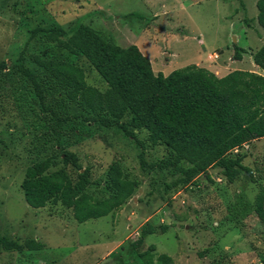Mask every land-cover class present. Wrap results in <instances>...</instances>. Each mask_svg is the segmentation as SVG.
Listing matches in <instances>:
<instances>
[{
  "label": "rangeland",
  "instance_id": "1",
  "mask_svg": "<svg viewBox=\"0 0 264 264\" xmlns=\"http://www.w3.org/2000/svg\"><path fill=\"white\" fill-rule=\"evenodd\" d=\"M178 1L0 0V236L23 247L8 249L0 242V264H144L138 251L151 243L157 247L155 258L166 252L178 264H264V222L254 210L264 184V137L233 151L246 154L243 162L252 175L243 169L229 181L214 166L193 183L173 184L180 174L172 167L142 166V146L122 129L77 116L81 108L65 97L64 89L42 77L44 68L35 60L36 55L65 54L85 68L88 83L105 89L107 82L85 55L31 35L33 27L52 24L63 25L69 34L78 22L121 45L135 43L153 65L165 59L178 64L175 68L192 62L204 65L214 51L220 53L219 60H227L233 43L248 52L262 44L257 0H243L244 6L241 0H187L190 15L183 14L176 25L181 12L162 5ZM148 4L156 20L149 16ZM19 63L42 80L43 101ZM129 118L127 112L121 121ZM137 133L149 163L171 156L166 144L146 139L145 129ZM44 159L52 162L49 171L64 168L73 178L87 168L92 183L86 190L96 198L111 194L108 172L116 163L137 186L113 212L77 221L72 208L59 201L39 207L26 202L21 184L26 168ZM147 220L169 226L149 233L134 247L131 241ZM28 238L40 241L41 247H31Z\"/></svg>",
  "mask_w": 264,
  "mask_h": 264
},
{
  "label": "trees",
  "instance_id": "2",
  "mask_svg": "<svg viewBox=\"0 0 264 264\" xmlns=\"http://www.w3.org/2000/svg\"><path fill=\"white\" fill-rule=\"evenodd\" d=\"M241 4L245 3L241 0ZM256 21L264 29V0H257ZM245 20L248 19L245 17ZM252 19H249L251 23ZM39 34L73 53H81L107 82L105 89L87 82L85 68L65 54L35 60L44 68L46 79L64 89L65 97L74 100L81 111L76 113L86 121H97L105 127H119L142 146V166L172 167L180 175L173 184L193 183L195 177L219 166L229 181L252 169L243 162L245 153L234 149L253 139L264 137V74L236 68L224 75L196 62L174 68L169 73L155 71L149 56L135 44L121 45L111 41L96 28L84 22L75 24L68 34L61 24L37 26L31 35ZM234 44L233 58H242L246 49ZM254 61L264 68V41L253 53ZM19 68L33 81L40 100L44 99L42 80L37 73L19 63ZM129 112L128 121L121 117ZM145 129L150 143H163L171 149V156L149 163L145 157L144 140L137 131ZM67 151L65 159H67ZM187 161L189 164H183ZM73 162L82 168L80 163ZM50 159L34 161L28 165L22 180L24 198L34 207L47 202H61L71 207L77 221L107 215L129 197L137 182L124 174L118 163L108 172L109 196L96 198L86 190L92 179L88 169L73 178L64 168L49 171ZM254 210L264 222V184L254 201ZM169 223L145 221L138 236L131 241L134 247L144 243L146 235L165 231ZM3 247L22 250V243L0 236ZM31 247L42 243L28 238ZM151 243L139 256L144 264H178L166 252L157 254Z\"/></svg>",
  "mask_w": 264,
  "mask_h": 264
},
{
  "label": "crops",
  "instance_id": "3",
  "mask_svg": "<svg viewBox=\"0 0 264 264\" xmlns=\"http://www.w3.org/2000/svg\"><path fill=\"white\" fill-rule=\"evenodd\" d=\"M174 3H175V1H174ZM174 3H164L162 5V8L165 9V10H167L168 8H173L174 9L173 10V13L176 12V10L179 11V12H181V16L177 19V21L175 23H173V24L178 25V22L179 21L180 22L182 21L183 14L190 15L189 13H186L187 12L186 9H187V5H188V1L187 0H179L178 3H176V4H174ZM150 4H148V6H146V7H148V10H149V13L148 14H149V16H152L154 18V20H156L157 19V15H155L156 13H154V15H152L153 13H150V12H152L151 11L152 9L150 10V6H151ZM174 6H176L177 9L174 8ZM159 7H161V6H159ZM99 8H102V7L99 6ZM108 14H110V13H108ZM154 26L156 28V25H154ZM98 31L100 32V30H98ZM261 35H262V38H261L262 42L261 43L263 44L264 35L263 34H261ZM244 48L247 49L246 47H244ZM233 49L230 46L228 47V51H229V53L231 55L229 56V59H227V60H219L220 53L217 52V51H214V53H216L215 55H214L213 52H210L208 54V57H207L208 58V61H206V62L203 61L202 64L206 65L209 69H212L213 71H215L220 76L221 75H224V74L228 73L229 71H231L233 69H236V68L250 69V70H254V71H257V72H260V73H263L264 74V68H262L260 65H258L254 61V58H253V54L252 53L254 51H256L257 49L254 50V48H253V50L251 52H248L247 50L246 51H243L242 52V54H243V57L242 58H233V55H232L233 52H234ZM146 52L149 53V51H147V50H146ZM246 55L249 56V59L248 60L245 59L246 58ZM252 58H253V61H252ZM198 59L201 60V61L204 60V59H201V58H198ZM151 61H152V59H151ZM195 61H197V59ZM152 64H154L153 61H152ZM177 65L178 64H174V62L170 63V65H169V64L166 63L165 59H163V60L159 61L157 65H153V68H154V70L156 72L161 70L165 74H167L171 70H173Z\"/></svg>",
  "mask_w": 264,
  "mask_h": 264
},
{
  "label": "built area",
  "instance_id": "4",
  "mask_svg": "<svg viewBox=\"0 0 264 264\" xmlns=\"http://www.w3.org/2000/svg\"><path fill=\"white\" fill-rule=\"evenodd\" d=\"M246 144V143H245ZM237 149V148H236Z\"/></svg>",
  "mask_w": 264,
  "mask_h": 264
}]
</instances>
